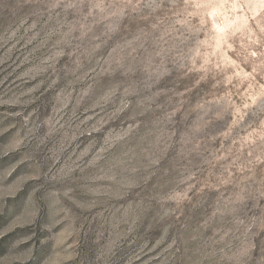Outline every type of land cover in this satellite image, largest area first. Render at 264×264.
<instances>
[{"label":"rangeland","instance_id":"rangeland-1","mask_svg":"<svg viewBox=\"0 0 264 264\" xmlns=\"http://www.w3.org/2000/svg\"><path fill=\"white\" fill-rule=\"evenodd\" d=\"M0 264H264V0H0Z\"/></svg>","mask_w":264,"mask_h":264}]
</instances>
